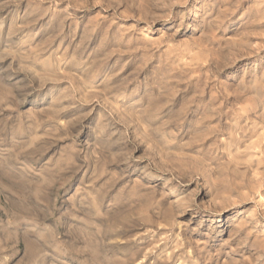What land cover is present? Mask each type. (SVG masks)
<instances>
[{"label": "rangeland", "instance_id": "rangeland-1", "mask_svg": "<svg viewBox=\"0 0 264 264\" xmlns=\"http://www.w3.org/2000/svg\"><path fill=\"white\" fill-rule=\"evenodd\" d=\"M0 264H264V0H0Z\"/></svg>", "mask_w": 264, "mask_h": 264}]
</instances>
